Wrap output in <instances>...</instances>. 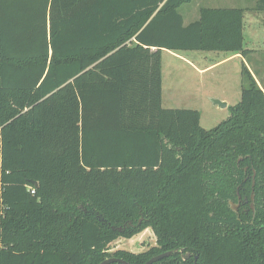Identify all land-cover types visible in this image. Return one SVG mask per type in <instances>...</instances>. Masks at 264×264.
I'll return each instance as SVG.
<instances>
[{
    "label": "trees",
    "instance_id": "16d2710c",
    "mask_svg": "<svg viewBox=\"0 0 264 264\" xmlns=\"http://www.w3.org/2000/svg\"><path fill=\"white\" fill-rule=\"evenodd\" d=\"M192 1L0 0V264H264L263 90L244 66L212 130L162 107L164 50L250 53L244 9L185 25ZM148 228L149 250L109 252Z\"/></svg>",
    "mask_w": 264,
    "mask_h": 264
},
{
    "label": "rangeland",
    "instance_id": "374dc122",
    "mask_svg": "<svg viewBox=\"0 0 264 264\" xmlns=\"http://www.w3.org/2000/svg\"><path fill=\"white\" fill-rule=\"evenodd\" d=\"M259 0H193L191 3L183 5L179 12L184 18L185 25L191 24L200 18V11L204 8H241L246 9L247 17H251L254 13L257 3ZM254 11V12H253ZM262 20L259 21V23ZM260 23V30L258 35H253L252 38L262 37L264 32V27ZM248 29V28H247ZM249 31V29H248ZM250 31L255 32L254 28ZM262 47H264L261 44ZM175 55L172 52H164L162 55V75H163V107L166 109H191L197 110L201 113V127L206 130H212L218 127L221 123L226 121L231 114V108L235 107L241 101L242 89L241 90H231L225 95L220 91V88H216L217 84L213 83L211 86V76L214 75L216 78H221L231 82L237 81V77L231 71V66L221 67L216 69L205 76H198L194 72V69L183 60L182 57H187L189 61H193L197 55L195 53L187 52ZM199 55V54H198ZM194 62V61H193ZM234 71V69L232 68ZM220 76V77H219ZM203 79V82L207 85V89H201V87H196L199 85V81ZM220 80V79H219ZM216 96V97H214ZM218 96V97H217ZM226 98L229 101V106L227 109H221L220 107L213 106L210 102L211 98ZM219 98V99H220ZM222 100V99H220ZM228 101H226L228 103ZM141 236V237H140ZM139 237V238H138ZM138 238V240H134ZM139 244V245H138ZM156 244V238L151 230L143 232L133 239L121 238L117 242L110 246V253L117 250H134L137 252L147 251L150 247Z\"/></svg>",
    "mask_w": 264,
    "mask_h": 264
},
{
    "label": "crops",
    "instance_id": "0c3cea01",
    "mask_svg": "<svg viewBox=\"0 0 264 264\" xmlns=\"http://www.w3.org/2000/svg\"><path fill=\"white\" fill-rule=\"evenodd\" d=\"M260 20H262L260 23H263L262 25L264 27V12L261 13L255 12V14L252 13L251 17L248 18L245 9L244 20H243L244 47L246 50L250 52L247 56L244 57L241 53L197 51V52H191L197 55L196 57H194L195 58L193 60L194 62L189 61L187 57H182L183 60H185L186 63H188L194 69V72L198 74V76L200 77L205 76L216 69L230 65L232 73H234L237 77V81L234 82V85H232L231 82L221 80V78H216V76L214 75L211 76L210 87L213 86V83H216L217 84L216 88L218 89L220 88V91L223 92L225 95H227L228 92H231V90L235 89L236 90L235 93H237V90L242 89L243 86L242 70L243 67L245 66L253 75L259 87L264 92V47L261 46V44L264 46V32L261 34L262 35L261 38L258 36L252 38L253 35L255 36L258 35V32L260 30L259 28ZM247 28L249 29V31ZM252 28H254L256 31L255 32L250 31V29ZM132 41H134V39ZM164 52L169 53L170 51L164 50L162 52V55ZM172 53L173 54L175 53V55L177 56L178 54H180L179 56L181 57V54L187 52H172ZM232 68L234 69V71L232 70ZM196 87H201V89L203 88L204 90L208 88L207 85L203 82V79L199 81V85H197L196 83ZM219 98H211L210 102L212 103L213 99H217V100L222 99L220 101L225 102L228 108L229 101L226 98L224 99L223 98L219 99ZM226 101H228V103ZM162 104H163V75H162Z\"/></svg>",
    "mask_w": 264,
    "mask_h": 264
},
{
    "label": "flooded vegetation",
    "instance_id": "af4514ba",
    "mask_svg": "<svg viewBox=\"0 0 264 264\" xmlns=\"http://www.w3.org/2000/svg\"><path fill=\"white\" fill-rule=\"evenodd\" d=\"M253 178H255V176ZM249 180H250V177L247 176V178L244 180V182L249 181ZM254 187H255V184H254V180H253V184L251 185V188H252V192L251 193L248 194L249 190L247 188H245V187H242L241 188L242 194H241L240 191H239L240 188H238L237 201L236 202H232V201L229 202V206H230L231 210L235 214H237L239 220L241 219V217L249 218L250 217V214L252 212H253L252 216L254 217V215H255V203H254L255 195H254ZM148 230H151L152 231V229L148 228V229L144 230L143 232H147ZM143 232H141V233H143ZM154 236H155V234H154ZM152 247H150V248H152ZM139 253H141V252L139 251ZM185 255H189V258L187 260H185L183 258V260L188 261V260L191 259V255L189 253H187ZM185 255H183V257ZM196 258L198 259V257H196ZM196 258H195V261H196Z\"/></svg>",
    "mask_w": 264,
    "mask_h": 264
},
{
    "label": "water",
    "instance_id": "95a60500",
    "mask_svg": "<svg viewBox=\"0 0 264 264\" xmlns=\"http://www.w3.org/2000/svg\"><path fill=\"white\" fill-rule=\"evenodd\" d=\"M212 103H213V105H215V106H218V107H220V108H222V109H225V108H227V104L225 103V102H222V101H220V100H217V99H213L212 100ZM35 186L37 187L38 185L37 184H35ZM141 237V236H140ZM134 238V237H133ZM133 238H131V239H133ZM139 238V237H138ZM138 238H135L134 240L136 241V240H138ZM130 239V240H131ZM120 240V239H119ZM118 241V240H117ZM116 241V242H117ZM139 245V244H138ZM130 252H132V253H139V252H137V251H134V250H130ZM142 252H144V251H142ZM170 255V253H165V254H162V255H159V256H156V257H154V258H152L150 261H148L146 264H154V263H156V262H158V261H160V260H162V259H164V258H166V257H168ZM185 260H187L188 258H189V255H185L184 257H183ZM197 258H196V261L195 262H197ZM114 263H119V264H130V263H128V262H126V261H124V260H122V259H117V258H109V259H106L105 261H103L102 263H100V264H114ZM196 264V263H195Z\"/></svg>",
    "mask_w": 264,
    "mask_h": 264
},
{
    "label": "built area",
    "instance_id": "2783aa9c",
    "mask_svg": "<svg viewBox=\"0 0 264 264\" xmlns=\"http://www.w3.org/2000/svg\"><path fill=\"white\" fill-rule=\"evenodd\" d=\"M32 193H34V192H32Z\"/></svg>",
    "mask_w": 264,
    "mask_h": 264
}]
</instances>
